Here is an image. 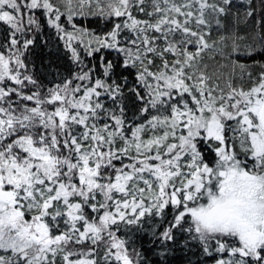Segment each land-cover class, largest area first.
<instances>
[{"label":"snow or ice","instance_id":"1","mask_svg":"<svg viewBox=\"0 0 264 264\" xmlns=\"http://www.w3.org/2000/svg\"><path fill=\"white\" fill-rule=\"evenodd\" d=\"M177 253L264 264V0H0V264Z\"/></svg>","mask_w":264,"mask_h":264},{"label":"trees","instance_id":"2","mask_svg":"<svg viewBox=\"0 0 264 264\" xmlns=\"http://www.w3.org/2000/svg\"><path fill=\"white\" fill-rule=\"evenodd\" d=\"M36 55H37V61H39L40 59H46L49 54L45 51H39ZM176 255H177V259L175 260L174 264H180L179 257L182 254L177 253Z\"/></svg>","mask_w":264,"mask_h":264}]
</instances>
